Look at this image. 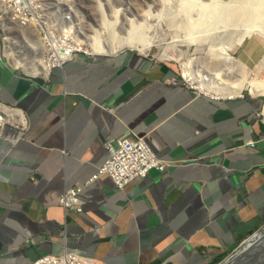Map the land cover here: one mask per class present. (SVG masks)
I'll return each instance as SVG.
<instances>
[{"label":"crops","instance_id":"1","mask_svg":"<svg viewBox=\"0 0 264 264\" xmlns=\"http://www.w3.org/2000/svg\"><path fill=\"white\" fill-rule=\"evenodd\" d=\"M1 37L0 116L19 111L23 122L0 118V264L65 251L105 264H219L264 228L261 99L207 98L173 61L133 50L79 53L30 76ZM128 135L168 166L122 190L101 175L80 212L61 207L98 173L105 143Z\"/></svg>","mask_w":264,"mask_h":264},{"label":"bare ground","instance_id":"2","mask_svg":"<svg viewBox=\"0 0 264 264\" xmlns=\"http://www.w3.org/2000/svg\"><path fill=\"white\" fill-rule=\"evenodd\" d=\"M57 1L63 0H40L41 7H38V14L61 17L62 29L64 31H73L77 28L84 36V40H79L80 44L87 43L90 38H87V34L82 30L84 29V25L80 24L78 27V22L81 21L80 17L77 16V21L74 24L71 16L74 12L73 6L77 2L80 3V0H64L74 5L72 7L62 6V8L58 6ZM181 1L183 11H187L190 8V4L192 3L194 5V2L198 5L200 11L197 18L195 17L196 19L185 21L184 18V22H178L179 24L183 23V29L190 36L187 39L188 43L200 41L198 39H201L207 33H211L210 30L214 32V29L224 28V34L219 35V40L222 45L220 48L217 47V50L215 48V50H210L211 53L215 51L212 54L215 56L212 58L210 65L213 71H219V73H216L217 77L221 76L220 71L224 75L234 73L237 75V78L238 76L240 77L239 80L236 79L237 81L233 82L234 84L225 83L221 80V77L211 80L204 74L206 67L200 66L201 64L196 63L195 59L186 58L180 65L183 78L187 82H190L200 95L215 100L240 97L245 87L251 97L259 98L264 96V80L258 79L257 75H253L254 78L251 79L247 78L250 69L229 53L234 46L241 45L245 38L250 37L251 34H258L264 38V0H206V3H202L200 0ZM0 3L8 4V0H0ZM9 10L14 13L12 14V21H6L8 39L5 41V45L6 47L10 46L14 50V57L25 58L22 60V63L18 62L16 65H22L23 70L30 72L31 76H47L48 74L45 73V69L36 68V65L33 64V58L35 63H39L40 67H47L51 56L50 41L41 33L40 26L33 20L32 13L19 11V4L17 3H9ZM99 17L100 24L106 26L108 23L106 22L102 9H100ZM152 19L150 17V20ZM13 21H15V26H13ZM175 21L169 19L168 23L174 25L176 24ZM178 28H181V26ZM229 31L235 33H230ZM22 33L27 35L28 41ZM195 35L196 37H194ZM160 40V36L158 35H139L138 37V35H134L131 32L127 37L120 38V41L116 44L112 42H107L106 44H100L95 41L94 43L91 42L89 43L91 52L87 51L86 53L88 55H115L123 46H129L132 50L146 55L152 47L159 46L158 43ZM171 44H168V47L164 49L159 58L160 60H175L174 53L180 49L177 48L178 45ZM169 51H172V54ZM6 55L10 58L9 50H7ZM0 118L7 121L23 122L22 115L19 111H12L7 108H5V116H0ZM1 119L0 121H2ZM69 261L78 262L79 264H100V261L80 256L76 253L69 254Z\"/></svg>","mask_w":264,"mask_h":264},{"label":"rangeland","instance_id":"3","mask_svg":"<svg viewBox=\"0 0 264 264\" xmlns=\"http://www.w3.org/2000/svg\"><path fill=\"white\" fill-rule=\"evenodd\" d=\"M200 1L206 3V0ZM181 2V0H80V3L77 2L76 5L73 6L74 12L71 16L74 24L77 21V16L80 17L84 25V29L82 30L87 34V38H90L87 43L81 44V47L85 51L91 52V46H89L91 42L94 43L95 41L100 44L112 42L116 44L120 41V38L127 37L131 32L134 35H138V37L139 35H158L161 39L158 43L159 46L152 47L151 50L146 53L149 58L155 61H161L159 58L164 49L168 47V44L173 43L171 45H178L177 48L180 49L174 53L176 58L173 64L175 66L179 68L186 58L195 59L196 63L201 64L200 66L206 67V72H204V74L209 79L215 80L214 78L221 77V80L225 83L234 84L233 82L240 79L239 76L237 78V75L234 73L224 75V73L220 71L221 76L217 77L216 73H219V71H213L210 65L212 58L215 56L212 55L215 51L211 53L210 50H217V47L220 48L222 43H220L219 35H223L225 29H214L215 33L212 32L213 30H210L212 34L204 33V37L198 39L200 41L188 43L187 39L190 38V36H188L187 32L183 29V23H179L184 22V18L185 21L196 19L200 11L195 2L194 5L190 2V8L188 7L189 9L187 11H183ZM100 9L103 10V15L108 23L106 26L100 24ZM150 17L153 19L150 20ZM169 19L176 20V24H169ZM180 26L181 28H178ZM229 32L235 33L232 31ZM194 37H196V35ZM1 38H3V36ZM83 38L84 36L81 37V39ZM129 50H132L131 47L123 46L118 52ZM169 53L172 54V51H169ZM229 53L232 57L239 59L250 69L247 78L251 79L254 78L253 75H257L258 79L264 80V69H262L264 68V38L261 35L251 34L250 37L245 38L241 45L234 46ZM208 60L210 61L208 62ZM162 62H167V60H162ZM184 83L193 92L199 94L190 82L185 81ZM247 96L250 97L245 87L242 92V97ZM259 99L262 100L263 108L264 96L259 97Z\"/></svg>","mask_w":264,"mask_h":264},{"label":"built area","instance_id":"4","mask_svg":"<svg viewBox=\"0 0 264 264\" xmlns=\"http://www.w3.org/2000/svg\"><path fill=\"white\" fill-rule=\"evenodd\" d=\"M9 3L19 4V11H28L33 14V20L40 26V31L44 37L50 41L51 44V56L47 67H40L39 63L34 62L36 68L45 69V73H49L54 68L64 67L67 63L71 62L76 54L83 53L88 54L80 44L81 37H83L80 30L77 28L73 31H64L62 29L61 17H56L47 14H38V7H41L40 0H8V4L0 3V30L2 33V50L6 55L9 50L10 58L6 55L9 62L17 69H21L22 65H16V63H22L25 58L14 57V50L9 46L6 47L5 41L8 39V28H6V21H12V14L9 10ZM58 6H70V2L57 1ZM103 6V5H102ZM83 24V21L78 22V27ZM15 26V21H13ZM25 38L28 41L26 34ZM47 70V71H46ZM25 71V70H23ZM30 75V72H25ZM31 76V75H30ZM181 78L183 74L181 71ZM187 82V81H186ZM191 88V87H190ZM258 118L261 123L264 124V105L262 110L258 113ZM2 121H0V133L2 131ZM248 146L254 147L255 144L251 142ZM106 158L103 165L100 167L98 173L85 185H76L70 189H67L59 199L58 203L65 210L72 209L77 212L81 211L80 194L84 187L93 180L97 179L101 175H107L112 179L118 190L124 189L127 185L133 181L144 179L148 176L149 172L153 169L163 171L168 163L159 159L147 142L143 138L133 136H123L116 140H110L105 143ZM70 253H78L76 251H65L61 255H44L37 259L34 264H79L78 262L69 261ZM80 254V253H78ZM94 259L92 257H87ZM100 264H105L100 261Z\"/></svg>","mask_w":264,"mask_h":264},{"label":"water","instance_id":"5","mask_svg":"<svg viewBox=\"0 0 264 264\" xmlns=\"http://www.w3.org/2000/svg\"><path fill=\"white\" fill-rule=\"evenodd\" d=\"M219 264H264V228Z\"/></svg>","mask_w":264,"mask_h":264},{"label":"clouds","instance_id":"6","mask_svg":"<svg viewBox=\"0 0 264 264\" xmlns=\"http://www.w3.org/2000/svg\"><path fill=\"white\" fill-rule=\"evenodd\" d=\"M182 79V78H181Z\"/></svg>","mask_w":264,"mask_h":264}]
</instances>
